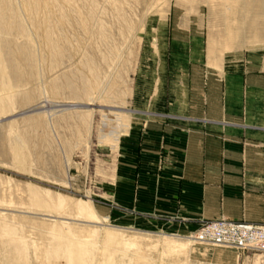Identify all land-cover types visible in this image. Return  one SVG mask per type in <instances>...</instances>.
Returning a JSON list of instances; mask_svg holds the SVG:
<instances>
[{
	"label": "rangeland",
	"instance_id": "1",
	"mask_svg": "<svg viewBox=\"0 0 264 264\" xmlns=\"http://www.w3.org/2000/svg\"><path fill=\"white\" fill-rule=\"evenodd\" d=\"M90 2L94 22L86 19ZM0 8L11 27L0 35V264H65L73 240L85 246L88 264L264 261L194 241L198 230L159 231L124 222L112 214L107 192L109 159L129 126L147 21L173 10L187 14L199 20L214 51L232 53L264 42V0H0ZM101 25L106 41L96 35ZM115 54L121 56L114 61ZM68 80L81 88L79 95L53 91ZM84 83L100 84L102 94L83 93ZM49 109L56 111L51 115ZM106 110L111 120L126 119L114 149L99 140L114 126L103 129ZM79 202L104 226L86 223L76 213Z\"/></svg>",
	"mask_w": 264,
	"mask_h": 264
},
{
	"label": "crops",
	"instance_id": "2",
	"mask_svg": "<svg viewBox=\"0 0 264 264\" xmlns=\"http://www.w3.org/2000/svg\"><path fill=\"white\" fill-rule=\"evenodd\" d=\"M128 122L109 159L112 214L182 233L264 226V42L221 53L196 18H150Z\"/></svg>",
	"mask_w": 264,
	"mask_h": 264
},
{
	"label": "bare ground",
	"instance_id": "3",
	"mask_svg": "<svg viewBox=\"0 0 264 264\" xmlns=\"http://www.w3.org/2000/svg\"><path fill=\"white\" fill-rule=\"evenodd\" d=\"M72 3V2H71ZM20 10H22L21 9V7L19 8ZM84 9V8H83ZM114 11H115V13L117 14V15H119L120 16V10L117 8V7H115L114 8ZM4 13H3V8L1 9L0 8V35L2 34V35H5V34H7L8 32H10V30H11V27H10V23H7L6 22V20H5V18H4V15H3ZM94 14H95V10H93V4L90 2L89 4H88V7L86 8V19L88 20V21H92V22H94L93 20H94V18H95V16H94ZM122 14V13H121ZM124 16V15H123ZM120 18V17H119ZM122 18H124V17H122ZM14 24H16V26H17V30H19L20 32H22V33H24L25 34V32H26V29L23 27L24 26V24L22 25V23H21V21H16ZM100 28V31L99 32H97V34L96 35H98V40H101V41H106L107 40V38L109 37L108 35H107V33L104 31V29H103V27H102V25L99 27ZM26 42L27 43H30L31 42V39L28 37V39L26 40ZM50 42V41H49ZM48 43V42H47ZM51 44V43H50ZM110 55V54H109ZM121 55H119V54H115V55H113V57H114V61H115V59L117 60L119 57H120ZM28 60L29 61H32V55H28ZM111 60V59H110ZM113 61V62H114ZM114 65V64H113ZM114 68H116V66L114 67ZM111 71H113V70H111ZM94 82V81H93ZM97 81H95L94 83H96ZM90 83V82H89ZM104 83V82H103ZM99 85L100 84H98V86H96V85H88V84H83L82 85V92L83 93H85V94H92V93H94V92H96L97 91V94H99V95H101L102 93H101V91H102V89H104V88H102V86H101V88L99 87ZM93 86H96V88L95 89H93L94 87ZM105 86H106V83H105ZM80 89L81 88H79V89H76V88H74L73 87V83L71 82V81H67L63 86H61V87H54V90L53 91H55V92H57L58 93V91H63V90H65V91H68V93H70V94H72V95H79L81 92H80ZM82 93V94H83ZM90 94V95H91ZM99 95H97L98 97H99ZM96 96V97H97ZM86 97V96H85ZM97 97V98H98ZM96 98V99H97ZM99 99V98H98ZM90 101H93V99H91L90 97L88 98V102H90ZM45 103V102H44ZM46 104H47V102H46ZM44 106V105H43ZM62 106V105H61ZM67 107V106H66ZM66 107H65V109H66ZM71 107H73V106H71ZM69 108V107H68ZM73 108H78V106H74ZM83 108H86V107H83ZM55 109V108H54ZM56 110H50L49 109V111H47V113H51V115H52V113H54ZM58 111V110H57ZM70 112V111H69ZM32 113V112H31ZM109 113H110V111H109ZM119 113H123V112H119ZM23 115V114H22ZM50 116V115H49ZM85 116V115H84ZM91 118V117H90ZM50 119V118H49ZM102 127H103V129H105V128H107L108 127V125H110V123H114V126H112L111 127V129H110V131L109 132H107V134H102L100 137H99V140L101 141V142H108V143H110V145H111V147H112V149H114L115 147H117V144H118V140H119V136L122 134V132L124 131V129L126 128V119H124V118H122V117H120V116H116L115 117V119L114 120H111L109 117H108V110H106V111H104V113L102 114ZM90 120V119H89ZM112 125V124H111ZM77 145V144H76ZM68 165V164H67ZM76 213L77 214H79L81 217H83L84 218V221L86 222V223H94V224H98V225H102V226H104V223H103V219L102 220H99L98 218H97V216L93 213V212H91V210H90V208L84 203V202H79L77 205H76ZM44 216V215H43ZM193 239H195L194 241H196V238H193ZM200 242V241H199ZM195 243V242H194ZM68 253H69V256H70V260H68V261H65V264H88L89 263V255H88V253L86 252V248H85V246H82V245H80V243L79 242H75L74 240H73V242H70L69 243V245H68ZM258 257H263L264 258V256L263 255H261V256H258ZM260 264L261 263H264V261H262V262H259Z\"/></svg>",
	"mask_w": 264,
	"mask_h": 264
},
{
	"label": "built area",
	"instance_id": "4",
	"mask_svg": "<svg viewBox=\"0 0 264 264\" xmlns=\"http://www.w3.org/2000/svg\"><path fill=\"white\" fill-rule=\"evenodd\" d=\"M194 236L204 245L229 248L253 257L264 256V226L218 219L203 222Z\"/></svg>",
	"mask_w": 264,
	"mask_h": 264
}]
</instances>
